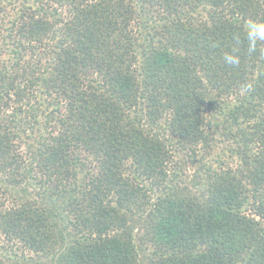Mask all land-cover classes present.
Instances as JSON below:
<instances>
[{"label":"trees","instance_id":"16d2710c","mask_svg":"<svg viewBox=\"0 0 264 264\" xmlns=\"http://www.w3.org/2000/svg\"><path fill=\"white\" fill-rule=\"evenodd\" d=\"M250 21L264 0H0V264H264Z\"/></svg>","mask_w":264,"mask_h":264},{"label":"clouds","instance_id":"9594fccd","mask_svg":"<svg viewBox=\"0 0 264 264\" xmlns=\"http://www.w3.org/2000/svg\"><path fill=\"white\" fill-rule=\"evenodd\" d=\"M246 39L248 42V51L254 52L256 46L260 42H264V22L250 21L245 28ZM216 45L213 44V47ZM223 61L228 66H238L240 64V57L235 52L225 53Z\"/></svg>","mask_w":264,"mask_h":264}]
</instances>
